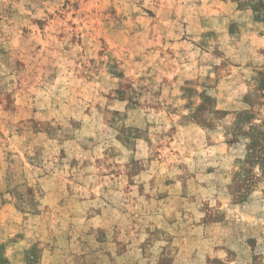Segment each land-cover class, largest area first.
I'll return each instance as SVG.
<instances>
[{
  "label": "rangeland",
  "instance_id": "rangeland-1",
  "mask_svg": "<svg viewBox=\"0 0 264 264\" xmlns=\"http://www.w3.org/2000/svg\"><path fill=\"white\" fill-rule=\"evenodd\" d=\"M0 264H264V0H0Z\"/></svg>",
  "mask_w": 264,
  "mask_h": 264
}]
</instances>
